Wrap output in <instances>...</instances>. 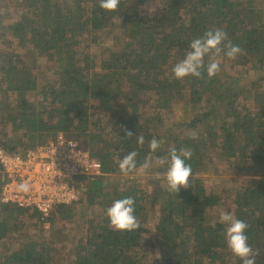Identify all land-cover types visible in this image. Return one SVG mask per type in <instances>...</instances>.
<instances>
[{
  "label": "trees",
  "instance_id": "obj_1",
  "mask_svg": "<svg viewBox=\"0 0 264 264\" xmlns=\"http://www.w3.org/2000/svg\"><path fill=\"white\" fill-rule=\"evenodd\" d=\"M99 2L0 0V149L25 155L63 135L102 166L100 176L75 177L78 201L47 221L0 200V264H242L226 245V225L213 226L222 210L249 225L256 264H264V0H156L151 9L150 0H121L115 12ZM215 28L243 54L223 57L212 78L205 67L202 78L176 79L172 68L190 42ZM45 61L50 67L38 68ZM182 147L191 149L192 176L176 194L163 185L167 164L158 159ZM131 151L137 169L124 174L119 162ZM145 160L151 166L141 169ZM216 162L239 183L208 193L204 178L219 172ZM2 171L0 163V199ZM129 196L140 228L120 232L106 209ZM45 223L52 231L75 224L74 253Z\"/></svg>",
  "mask_w": 264,
  "mask_h": 264
},
{
  "label": "clouds",
  "instance_id": "obj_2",
  "mask_svg": "<svg viewBox=\"0 0 264 264\" xmlns=\"http://www.w3.org/2000/svg\"><path fill=\"white\" fill-rule=\"evenodd\" d=\"M120 3L121 0H100L99 7L107 12H115L118 10ZM241 54H243V49L239 45H234L223 29L207 30L202 36L196 37L190 42L189 50L184 58L174 65L172 73L178 80L188 76L202 78V70L206 67L208 77L212 78L220 72V62L223 57L235 59ZM206 56L209 57L207 65H205ZM124 131L126 139L133 137L131 131L127 129ZM135 137L139 144H144L143 135H136ZM148 146L150 150L155 152L160 148V141L153 137L148 142ZM137 156L138 152L136 151L126 154L119 162L120 171L128 174L136 170ZM190 156L191 149L182 147L179 150L172 148L167 156L158 159L161 166L167 164V171L163 175L169 191L177 194L180 188L187 189L190 186L192 167L186 163ZM150 166L147 160L140 165L141 169H148ZM19 188L21 191L26 192L29 190V185L21 183ZM135 211V200L129 196L115 200L106 209V216L113 229L120 232H133L140 228V221L135 215ZM217 222L226 225V245L235 256L241 259L242 264H256L258 252L248 243V236L246 235L249 225L223 210L220 211L218 220L213 221V226Z\"/></svg>",
  "mask_w": 264,
  "mask_h": 264
},
{
  "label": "built area",
  "instance_id": "obj_3",
  "mask_svg": "<svg viewBox=\"0 0 264 264\" xmlns=\"http://www.w3.org/2000/svg\"><path fill=\"white\" fill-rule=\"evenodd\" d=\"M0 163L1 202L36 210L43 221L59 206L78 201L80 191L72 183L75 177L102 175L101 163L63 135L25 155H10L0 149ZM21 183H27L29 190L21 191Z\"/></svg>",
  "mask_w": 264,
  "mask_h": 264
},
{
  "label": "rangeland",
  "instance_id": "obj_4",
  "mask_svg": "<svg viewBox=\"0 0 264 264\" xmlns=\"http://www.w3.org/2000/svg\"><path fill=\"white\" fill-rule=\"evenodd\" d=\"M156 0H150V2L148 3V9H151L154 7ZM110 35H112L113 33L110 32ZM227 64L226 62L222 63L220 62V66H222ZM50 67L49 64L45 61L42 62L40 64H38V68L41 69H46ZM228 70L231 71H241L240 68L238 67H234L232 68L231 65L227 66ZM254 72H251V75H253ZM151 106H153V104H148L147 105V110L150 111H154V108H152ZM153 113V112H152ZM174 122V117L172 115L166 114L165 115V123L167 125L170 126V124H173ZM217 166L219 168V172L218 173H212V175L205 177V185H206V189L208 193H222L227 191L230 187L232 186H237L239 183V179L240 176L236 175L235 173H229L228 171V167H226L224 164H219L218 162ZM139 177H144L146 175V171L144 170H140V172L138 173ZM159 177L163 180V185L166 184V179L164 177V175H159ZM81 195V193H80ZM79 195V197H80ZM218 212L214 211V215H217ZM30 222V221H28ZM51 225L48 223H45L44 228L47 232H54V235L57 239L59 243V246L61 245H66L67 250L69 251L68 253H74V245H73V238L79 236L80 232L78 233V235H76L77 233L75 232V224L74 223H60L55 225L54 230H51ZM149 231L150 233L147 234V237L149 238V240H147V244L146 246L143 247L142 251L146 252L149 256L152 255V248H151V244L150 241L154 244L156 241V234H155V230H154V225L151 222L149 225ZM154 253L156 254V256L159 255L160 253V249L157 248V246L154 248ZM155 257V255H154Z\"/></svg>",
  "mask_w": 264,
  "mask_h": 264
}]
</instances>
